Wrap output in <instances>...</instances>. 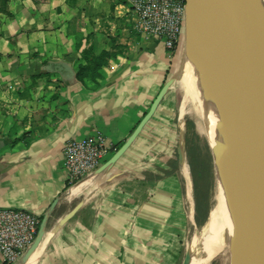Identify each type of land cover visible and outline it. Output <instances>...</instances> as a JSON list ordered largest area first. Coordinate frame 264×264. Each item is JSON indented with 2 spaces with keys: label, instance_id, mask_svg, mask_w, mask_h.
<instances>
[{
  "label": "crops",
  "instance_id": "crops-1",
  "mask_svg": "<svg viewBox=\"0 0 264 264\" xmlns=\"http://www.w3.org/2000/svg\"><path fill=\"white\" fill-rule=\"evenodd\" d=\"M132 21L129 0H0V207L41 222L78 195L76 218L63 223L73 226H43L39 246L13 264H161L167 227L179 228L173 211L191 197L192 173L168 85L178 41L167 51ZM83 50L111 55L98 77L81 81L78 66L92 58ZM164 86L151 117L113 158ZM96 134L107 154L70 180L65 141Z\"/></svg>",
  "mask_w": 264,
  "mask_h": 264
},
{
  "label": "water",
  "instance_id": "water-1",
  "mask_svg": "<svg viewBox=\"0 0 264 264\" xmlns=\"http://www.w3.org/2000/svg\"><path fill=\"white\" fill-rule=\"evenodd\" d=\"M185 2L184 21L188 26L190 19L194 21L201 46L231 105L226 139L236 241L231 264H264V64L255 33L263 5L261 0ZM165 87L113 158L151 117ZM44 223L40 222L32 245L39 242Z\"/></svg>",
  "mask_w": 264,
  "mask_h": 264
},
{
  "label": "rangeland",
  "instance_id": "rangeland-1",
  "mask_svg": "<svg viewBox=\"0 0 264 264\" xmlns=\"http://www.w3.org/2000/svg\"><path fill=\"white\" fill-rule=\"evenodd\" d=\"M261 2L264 10V0H261ZM130 12L132 13L131 9ZM134 29L136 31V28ZM187 30L188 25L186 21H184L179 35L178 45L175 50L176 57L179 60L174 64V69L169 73L171 75V79L168 82V85L174 96L175 109L173 115L175 120L180 123L183 148L185 149V154H187L185 158L188 169L192 173L191 197L182 203V208L177 207V209L173 211V217H176V220H178L180 225L178 226L179 228L176 227L174 229L171 226L167 227V231L171 233V236L167 240L168 244L166 247L164 246L165 249H162L164 254L161 259V264H183L184 249L189 243H191V249L193 248L191 255L195 258L191 256V258L186 261V264H231L232 259H230L229 256H214L208 262V251L211 249V246H215L212 241L205 238L211 228V226H209V222L211 221L209 220L210 218L208 217V213L213 207L211 200V193L213 190L211 173H213V170L211 168V156L208 150L207 140L200 128V121L197 113H195V105L197 103L196 93L190 88L187 89L183 83L185 82L183 78L188 69V55L190 54L191 42L188 41L187 43L186 41ZM158 38L163 44V39L161 37ZM179 74H182L181 80L183 82L180 80ZM178 116L180 117L178 118ZM189 200H191V202ZM77 201L78 195L71 198L69 201L64 203L62 202L53 211V214L48 218V220L45 221L43 229L46 230L55 227L58 224L59 226L55 227L53 233H63L64 228L72 227L73 224H70L69 226L66 224L63 226V223L67 222L68 219L66 218L68 216L69 221H71L72 218H76L77 215L74 213L76 212ZM62 208H65L66 210L70 208L69 214L66 212L64 213V216H61L60 210ZM184 213L187 215L188 222L186 225L182 226L181 224H183ZM215 223L217 224L219 221L217 220ZM225 223L226 221L224 219L220 222V226ZM193 240L195 241V244ZM39 242H37V246H39Z\"/></svg>",
  "mask_w": 264,
  "mask_h": 264
},
{
  "label": "bare ground",
  "instance_id": "bare-ground-1",
  "mask_svg": "<svg viewBox=\"0 0 264 264\" xmlns=\"http://www.w3.org/2000/svg\"><path fill=\"white\" fill-rule=\"evenodd\" d=\"M189 22L190 24L186 32V41L187 43L188 41L191 42L190 54L188 55V69L183 78L185 82L181 80L182 74L179 75L180 80L184 83L186 88H190L196 93L197 103L195 105L196 107L194 106L196 109L195 113H197L199 118L200 128L206 137L208 150L211 156V168L213 170V173H211L213 185L211 200L213 207L208 213L209 220L211 221L209 222V226H211V228L210 232H208L209 234L207 233L205 238L212 241L215 246L210 247L208 245L211 248L209 251L207 250L209 254L208 262L214 256H229V258L232 259L236 245L235 222L229 158L226 149L227 124L230 122L232 114L231 105L219 79L217 78V72L215 71L213 64L201 46L194 21L190 19ZM255 33L259 42V59L264 64V10L260 14ZM179 117L180 116H178V118ZM188 190V193H190V187ZM191 200L189 201L191 202ZM224 219L226 223L220 226V222ZM217 220L219 223L216 224L215 221ZM190 244L191 243H189L186 248L184 247L183 260L185 264L186 261L193 256L191 255L193 248L191 249ZM31 247H33V245Z\"/></svg>",
  "mask_w": 264,
  "mask_h": 264
},
{
  "label": "built area",
  "instance_id": "built-area-1",
  "mask_svg": "<svg viewBox=\"0 0 264 264\" xmlns=\"http://www.w3.org/2000/svg\"><path fill=\"white\" fill-rule=\"evenodd\" d=\"M133 26L140 33L163 39L167 51L179 40L185 0H129ZM109 150L100 134L68 138L62 148L70 180H77L100 165ZM39 216L22 208L0 207V255L13 264L33 244L39 233Z\"/></svg>",
  "mask_w": 264,
  "mask_h": 264
},
{
  "label": "trees",
  "instance_id": "trees-1",
  "mask_svg": "<svg viewBox=\"0 0 264 264\" xmlns=\"http://www.w3.org/2000/svg\"><path fill=\"white\" fill-rule=\"evenodd\" d=\"M82 55L85 58H88L91 56V60H87L86 63H81L78 66L76 77L84 81V78L89 76L90 78L94 79L100 75L98 69L105 63H107V57L111 55L109 51L103 50L97 55H90V53L87 51H82ZM96 84L97 81H94Z\"/></svg>",
  "mask_w": 264,
  "mask_h": 264
}]
</instances>
